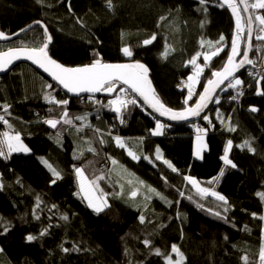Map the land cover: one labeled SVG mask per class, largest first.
<instances>
[{"label": "trees", "instance_id": "obj_1", "mask_svg": "<svg viewBox=\"0 0 264 264\" xmlns=\"http://www.w3.org/2000/svg\"><path fill=\"white\" fill-rule=\"evenodd\" d=\"M251 5L249 2L258 29L255 16H264V9ZM36 21L47 27L53 41L48 51L59 63L80 67L94 59L140 62L149 68L158 98L178 111L192 107L207 80L214 78L212 71L222 70L235 34L233 17L218 0H205L204 5L198 0H112L111 8L108 0H0V31L4 34L16 35ZM221 34L225 40L218 44ZM154 35L156 39L145 46L143 41ZM45 41L44 29L37 26L12 43L0 44V51L40 47ZM261 44L254 39L251 55L252 61L260 64L264 61V47L258 49ZM126 46L133 51L132 57L123 55ZM218 47L223 50L205 62L204 55ZM198 52L204 71L188 99V77L196 69L189 61ZM259 87L264 89V79ZM256 88L257 84L236 110L228 102L233 91L220 93L221 102L207 114L215 124L206 136L208 149L204 160L196 161L193 124H165L164 135L152 136L155 123L139 102L128 105L121 124L116 114L104 107L110 99L68 98L30 66H17L0 78V115L8 120L5 126L0 123V130L19 133L31 152L0 157V264H168L167 256L173 262L179 259L171 252L173 244L186 258L183 264H245L244 256L249 264H259L264 242V220L259 219L264 216V201L257 197L264 191V96L256 95ZM45 96L69 103L57 106L48 103ZM5 105L10 106L7 111ZM251 106L258 111H250ZM65 108L75 127L58 125L57 137L56 130L43 120L60 118ZM77 116L87 119L75 120ZM221 121H228V126L222 129ZM112 130L124 138L125 148L116 145L117 135ZM229 139L233 142L229 158L237 165L235 169L226 167L221 159ZM129 150L140 159L128 156ZM157 155L160 160L155 159ZM145 156L152 162L143 159ZM113 160L156 191L172 197L168 202L139 197L131 201L133 205L127 204L113 177ZM48 165L62 175L55 184L50 183L55 177ZM73 165L82 167L89 180L105 176L99 183L108 193L106 210L97 214L89 208ZM222 168L226 175L217 180ZM185 176L197 180L199 187L225 196L227 205L215 197H202ZM216 212L221 215L216 216ZM65 215L66 221L61 219ZM141 215L144 223L139 221ZM5 227L9 229L6 234L2 232ZM45 229L48 234L40 236ZM29 233L37 239L25 243ZM145 239L152 242L151 247L144 245ZM156 249L162 255H155Z\"/></svg>", "mask_w": 264, "mask_h": 264}, {"label": "snow or ice", "instance_id": "obj_2", "mask_svg": "<svg viewBox=\"0 0 264 264\" xmlns=\"http://www.w3.org/2000/svg\"><path fill=\"white\" fill-rule=\"evenodd\" d=\"M199 4L204 5L205 0H198ZM242 3L246 4V0H241ZM224 4H227L229 8L232 9L233 14L236 16V33L235 36L231 42V53L227 57L226 65L224 66L222 71H215L213 70L211 75L215 79H208L207 83L203 89V93L199 94V99L195 103L194 107H187L182 111H173L171 108L165 107L163 103L160 102L159 99L156 98L154 90L150 86V81L148 79V72L149 69L140 62L135 63H102L100 59H94L93 62L89 65L80 66V67H66L61 63H58L55 59H52L48 54L49 45L51 43V36L47 35V28L44 27V32L46 36V41L42 44L40 47H31V48H9L7 51H0V72H4L8 70L9 66L13 63L15 60H20L21 58L27 59L32 61L33 64L37 65L39 68H42L45 72L49 73L51 77L58 82L60 85L63 86L64 89H66L69 93H74L79 95L80 93H100L104 92L108 95H111L112 93L117 91V85H125L127 88L120 87L119 92L125 93L129 92L130 95L126 98L121 95H117L114 99L108 101L107 105H104V107H109L111 111H113L116 114V118L119 120L121 124L125 123V116L124 111L127 110V107L129 104L131 105H138V100L136 97H139L142 99L143 104L147 105L149 108L152 109V112L158 113L159 117H165L167 116L170 120L173 121H186L189 119V117H199L203 119L204 121H208L209 124H211V121L209 120L208 115L201 116V113L206 109L210 102L219 104L220 98L218 94H216V90L221 88V85L225 84V81H227V84L225 88L221 89L222 91H227L229 89L235 90L236 95H233L231 99L235 101L238 96L243 95V81L235 75V73L240 70L241 68H244L245 65H252L253 61L251 59H248V51L245 50L243 52V58L239 60V62L235 61V57L240 55V52L238 50V40L242 38L243 34V26L241 24V17L237 12V7L233 0H222L221 6ZM108 6L111 8L112 6V0H108ZM251 7L253 9H264V0H256V3L252 4ZM206 10V9H205ZM247 11V6L244 9ZM255 21L259 22L260 26H264V16L256 15ZM37 24H41L40 21H36ZM247 24L249 25L248 29V40L251 41L252 39V28L251 25L253 24V17L251 15L247 18ZM25 31V30H21ZM256 40L258 41H264V27H260L257 35ZM9 39L8 36H6L3 32H0V40H7ZM156 39L155 35L151 39H146L143 41V44L145 46L150 45L154 40ZM225 40V37L223 34L220 35L219 40L217 43H222ZM201 46H203V41H201ZM222 48H216L215 51L211 53L212 56H216L219 54L220 51H222ZM122 53L125 57H132L133 51L130 50L129 47H123ZM201 54L198 52L195 56L191 58L189 61L190 64L196 66L195 72L193 75H190L188 77L189 81H195L198 80L201 74L203 73L204 69L199 67L197 65V58ZM204 60L207 62L209 60L208 55H204ZM261 79H264V77H261ZM257 88H256V95L264 96V89H261L259 87L260 85V79L256 81ZM51 87V85H49ZM192 85H188V99H191L193 96L192 92ZM131 94H135V96H132ZM215 96V99H214ZM89 99H93L92 96H89ZM45 100L48 103H55L57 106H66L69 101L68 100H54L49 99L48 96H45ZM95 103H101L100 101H94ZM187 102V101H186ZM10 106L5 105L4 110L7 111V109ZM52 109H49V112H51ZM250 111L256 112L258 109L255 106L250 107ZM151 115V113H149ZM75 120L84 121L87 119L86 116H77L74 118ZM155 127L154 129L150 130V133L152 136H161L165 134L166 125L162 123L158 118H155ZM0 122H3L5 124L8 123V120L5 119L4 115H0ZM43 123L48 125L50 129L56 130L57 137L60 136V130L58 129V125H71L74 126V122L72 118H69V114L67 112V109L65 108L60 118H48L43 120ZM229 131H232L234 129L229 128ZM76 131H81L80 127H76ZM99 132V130H95ZM198 135H197V148H196V156L198 158H202V153L205 151L207 145L204 143L202 139V135L200 134H206L208 129L207 128H199L196 129ZM111 135V133H109ZM3 139L0 140V157L5 156L4 147L7 148V154L11 155L13 152H23L27 153L30 151V149L22 142L21 135L19 133H16L15 135H10L8 132L3 133ZM114 140L116 142V145L120 147L121 149L125 148V141L124 138L120 136H115ZM103 139L100 140V143L103 144ZM246 147H249L250 151H254L250 147V145L245 143ZM233 147L232 140L227 141V146L224 148V155L221 157L223 164L226 167H230L232 169H235L237 165L233 162L232 159L229 158V151ZM89 151H95V149H89ZM157 153L159 152V148L156 149ZM128 156H130L133 160H139L140 157L136 155V153L132 150H129L127 152ZM75 158V157H74ZM143 159L148 160L150 163L152 160L145 156ZM156 160H160L161 157L157 155L155 157ZM113 164H116L117 162L115 160L112 161ZM163 163L167 165L168 168H170L173 172H176L177 169L168 161L163 160ZM48 167L52 170L53 176L55 177L50 181L51 184H55L57 179H62L61 173L53 168L51 165H48ZM73 170L78 178V184L80 192L84 194L83 198L88 201V206L91 208L95 213L99 214L105 210L107 205V195L108 193H105L104 190L100 187V181L105 179L104 175H98L95 176L92 180H87V177L84 175V169L82 167H77L76 165H73ZM226 175V170L221 169L219 172V176L216 178L219 180V178L224 177ZM184 179L188 182H190L194 187H196L197 192L202 197H215L217 201L223 202V204L227 205L228 201L226 200V197L221 195L219 192L214 191L211 188L207 187H199L197 180H195L191 176H185ZM87 180V183L85 182ZM143 183V182H141ZM209 183H212V181H209ZM2 187V185H0ZM150 192H154L156 196H159L161 199H164L163 196L159 192H155L154 189H149ZM181 196L184 195L183 192L180 193ZM132 197L137 196L136 191L131 192ZM257 197L264 201V191L258 192ZM41 201L39 197L37 198L36 208H40ZM53 209L56 208L55 205L52 206ZM227 211V208L224 209ZM35 212V209H34ZM216 216H220V212L215 213ZM253 217L256 218L257 214L252 213ZM227 219L226 217H224ZM37 219L39 217L37 216ZM61 219L67 220L68 217L62 216ZM260 220H264V216H259ZM140 223L145 222V217L141 215L139 217ZM51 227V226H49ZM247 226H245L246 228ZM9 231L7 227L2 229V232L6 234ZM262 233H264V229H262ZM48 234V229L43 230L39 235L44 236ZM37 239V236L29 233L25 235V243H32ZM144 245L146 247H151L152 242L149 239H145L143 241ZM64 252H68V248H63ZM0 252H3V248H0ZM171 252L176 254L179 259H177L175 262H173V259L171 256H167V262L168 264H183V261L186 259L183 254L180 252V250L177 248L176 245L171 246ZM155 255L159 256L162 255L159 249L155 250ZM245 261V264H249L248 258H243ZM259 260L261 264H264V247L261 248L259 252Z\"/></svg>", "mask_w": 264, "mask_h": 264}, {"label": "water", "instance_id": "obj_3", "mask_svg": "<svg viewBox=\"0 0 264 264\" xmlns=\"http://www.w3.org/2000/svg\"><path fill=\"white\" fill-rule=\"evenodd\" d=\"M218 1H219L220 3H222V0H218ZM233 2L235 3V5H236V7H237V12H238V14H239L240 17H241V24H242V26H243V34H242L241 43L238 44V45H239V46H238V50H239V52H240V55H238L237 57H235V61H236V62H239V60L243 58V52H244L245 50L248 51V59H251V55H252V47H253V40H254V35H255V28H254V20H253V24L251 25V28H252V39H251V41H249V40H248V29H249V25L247 24V18H248L249 15H251V12H250V10H249V8H248L247 2H246V4H245V3H242L241 0H233ZM224 6L228 9V11L230 12V14H231L232 17H233V20H234V26H235V33H236V16L233 14L232 9L229 8L227 4H224ZM246 6H247V11L244 10ZM251 16H252V15H251ZM36 26H42L43 29H44V27H46L42 22H41V24H37V23L35 22V23L31 24L30 26H28L27 28H25V29H24L25 31H21V32H19V33L16 34V35L11 36V35H7V34H5L6 36L9 37V39H7V40H0V43H9V42H12V41L18 39L19 36L21 35V33H23V32L26 33V32L30 31L31 29H33V28L36 27ZM46 28H47V27H46ZM0 32H1V31H0ZM245 33H246L247 37H246V43H245V45H244V34H245ZM47 35H50L48 29H47ZM50 36H51V35H50ZM234 36H235V35H234ZM52 43H53V41L51 40V43H50L49 47L52 45ZM47 51H48V50H47ZM48 54H49V53H48ZM49 56L51 57L50 54H49ZM51 58L54 59L53 57H51ZM57 62H58V61H57ZM226 62H227V61H226ZM226 62H225V64H224V66L226 65ZM58 63H59V62H58ZM102 63H103V62H102ZM22 64H26V65L32 67L35 71H37L39 74H41L42 76H44L48 81H50L51 83H53V84H55L56 86H58V87L63 91V93L66 94L67 97H68V98H71V99H80V98L89 97V96H92L93 98H107V99H114V98L116 97L117 93L119 92V88H120V87H125V88H127V86H125V85H120V84H118V85H117V91L114 92V93H112L111 95H108L107 93H104V92L94 93V94L80 93L79 95L74 94V93H69L66 89L63 88L62 85H60L58 82H56V81L51 77V75H50L49 73L45 72L42 68H39L37 65L33 64L32 61L27 60V59H24V58H21L20 60H15V61H13V63L9 66L8 70H6V71H4V72H0V78H2V77H4V76L8 75V74L11 73V72H12L17 66L22 65ZM145 66H146V65H145ZM224 66H223V68H224ZM146 67H147V66H146ZM147 68H148V67H147ZM223 68H222V70H223ZM248 68H254V66H253V65H245V67H244V68H241L240 70H238V71L235 73V75H236V76H239L240 74H242V73H243L246 69H248ZM148 69H149V68H148ZM222 70H221V71H222ZM148 79H149V81H150V86H151V88L154 90V93H155L156 98L159 99L158 96H157L156 88H155L154 83H153V81H152V79H151V72H150V70H149V72H148ZM213 79H215V78H213ZM226 84H227V81H225V84H224V85H221V88H220V89H217V90H216V94H218V96H219L220 92L222 91L221 89L225 88ZM201 93H203V91H202ZM134 95H135V94H134ZM136 98L138 99V101H139L141 104H143V101H142L141 98H139V97H136ZM198 99H199V98H198ZM214 99H215V96H214ZM159 100H160V99H159ZM197 101H198V100H197ZM160 102L163 103L161 100H160ZM163 104H164V103H163ZM213 104H214L213 102H210L209 105H208V107H207L206 109H204V111L201 113V116L207 114V113L209 112V110L212 108ZM143 105L147 108V110H148L152 115L156 116V117L159 118L161 121H163V122H165V123H167V124H169V125H173V126H175V125H188V124H192V123H194L195 121H198V120L201 119V118H199V117H189V119L186 120V121H173V120H170L167 116H165V117H159L158 113H154V112H152V109H151V108H149V107H148L147 105H145V104H143ZM164 105H165V107L171 108V107L167 106L166 104H164ZM194 106H195V105H194ZM194 106H193V107H194ZM171 109H172V108H171ZM172 110H173V111H178V110H174V109H172ZM181 111H182V110H181Z\"/></svg>", "mask_w": 264, "mask_h": 264}, {"label": "rangeland", "instance_id": "obj_4", "mask_svg": "<svg viewBox=\"0 0 264 264\" xmlns=\"http://www.w3.org/2000/svg\"><path fill=\"white\" fill-rule=\"evenodd\" d=\"M256 2V1H255ZM253 2V3H255ZM257 23H259L257 21ZM242 39V38H241ZM241 39L238 40V44L241 43ZM239 46V45H238ZM264 47V43L259 45L258 46V49H261ZM209 56V60L207 61V63H209L214 57L216 56H212L211 53L210 54H206ZM263 59H264V56H263ZM258 64V62H256ZM197 65L201 68H203V64L202 63H199V61L197 60ZM195 72V71H194ZM194 74V73H193ZM192 74V75H193ZM202 75V74H201ZM201 77V76H200ZM200 77L198 80H195V81H189L188 80V83H187V88H188V85L191 84L192 85V92L194 93L197 89V87L199 86L200 84ZM44 85V84H43ZM120 93V92H119ZM119 95V94H118ZM121 95V94H120ZM5 131L4 130H0V135H2L3 137V133ZM4 138V137H3ZM22 139V138H21ZM202 139L204 141V143L207 145V140H206V136L205 135H202ZM1 140V138H0ZM22 142L24 143L23 139H22ZM25 144V143H24ZM197 139L195 141V147H194V159H196V161H203L204 160V155H205V152L206 150L208 149V147H206L205 151L202 153V158H198L196 156V148H197ZM26 145V144H25ZM27 146V145H26ZM28 147V146H27ZM29 148V147H28ZM31 151L27 152V153H23V152H13V154H29ZM230 152V151H229ZM5 158H8L9 159V155H6L4 156ZM85 175V173H84ZM85 177H87L85 175ZM113 177L116 179V181L118 182V184L120 185L121 187V190H122V195L124 198L132 201L133 199H137L140 197L141 200H153L154 198H158L159 200L163 201V202H168L167 199H170V197H172L171 195H169L168 197H166L165 195H163L162 193L161 196L164 197V199H161L159 196H156L154 192H150L149 189H153L151 186H149L148 184H146L145 182H143L142 180L134 177L130 172H128L126 169H124V167H122L121 165L119 164H116L115 168H114V172H113ZM87 180H89L87 178ZM87 180L85 181L87 183ZM143 182V183H141ZM199 186V184H198ZM196 188V187H195ZM155 190V189H154ZM132 191H136L137 192V196L136 197H132L131 196V192ZM155 192H158L155 190ZM82 195L84 196V194L82 193ZM86 200V199H85ZM87 204H88V201L86 200ZM134 202V201H132ZM136 203H140L139 200H137ZM146 203V202H145ZM107 207L105 208V210L109 207V202H108V199H107ZM264 239V237H263ZM263 247H264V242H263ZM261 264V262L259 263Z\"/></svg>", "mask_w": 264, "mask_h": 264}, {"label": "bare ground", "instance_id": "obj_5", "mask_svg": "<svg viewBox=\"0 0 264 264\" xmlns=\"http://www.w3.org/2000/svg\"><path fill=\"white\" fill-rule=\"evenodd\" d=\"M256 0H246V2H247V5H248V8H249V2H251L252 4H254L253 2H255ZM256 3V2H255ZM222 4V3H221ZM249 10H250V8H249ZM251 12V11H250ZM231 15V14H230ZM252 15V14H251ZM231 17H232V15H231ZM254 20V19H253ZM37 27V26H36ZM39 27H41L42 29H43V27L42 26H39ZM260 27H264V26H260ZM260 27H258V29H256V27H255V23H254V28H255V35H254V39H255V37H256V35H257V32H258V30H259V28ZM35 28V27H34ZM235 35V34H234ZM21 36V35H20ZM19 36V37H20ZM246 37H247V35H246V33L244 34V45H245V43H246ZM19 39V38H18ZM18 39H16V40H18ZM16 40H14V41H16ZM14 41H12V42H14ZM12 42H9V43H12ZM253 42H254V40H253ZM261 42H263L264 43V41H261ZM9 43H0V44H9ZM252 50H253V47H252ZM48 53H49V51H48ZM252 60V59H251ZM256 62H258V61H255V62H253L254 64H252L253 66H254V68H248V69H246L242 74H240L238 77L241 79L242 78V76L244 75V74H246V77L245 78H243V79H241L244 83H243V85H242V88H243V95L242 96H238L237 97V99L235 100V101H233L231 98L229 99V101L228 102H230L229 103V105L230 104H232L233 105V107H234V110H236L238 107H240L241 106V104L243 103V101H244V99L247 97V95H248V93H249V91L250 90H252V88L254 87V85H256V81L258 80V79H261V77H262V73H263V68H264V61L260 64V63H258V65L256 66L255 64H257ZM65 66V65H64ZM32 68V67H31ZM125 88V87H124ZM204 89V88H203ZM203 91V90H202ZM233 92V94H232V96L233 95H236V92H235V90H232ZM222 92V91H221ZM220 92V93H221ZM127 93H129V92H125L124 94H123V97H126V94ZM119 94V92L117 93V95ZM130 94V93H129ZM66 95V94H65ZM116 95V96H117ZM132 96H135L134 94H131ZM220 95V94H219ZM231 96V97H232ZM84 98H89V97H84ZM199 98V97H198ZM100 99H107V98H100ZM110 100H112V99H110ZM138 100V99H137ZM198 100V99H197ZM139 102V101H138ZM139 104H141L140 102H139ZM216 103H214L213 104V106L215 105ZM143 107H144V109H146V111L148 112V113H150L148 110H147V108L143 105V104H141ZM195 105V104H194ZM193 105V106H194ZM192 106V107H193ZM212 106V107H213ZM211 110V109H210ZM209 110V111H210ZM209 113V112H208ZM207 113V114H208ZM206 114V115H207ZM150 115V114H149ZM151 116V119H152V122H154L155 123V119H154V117L155 118H157L156 116H154V115H150ZM159 119V118H158ZM160 120V119H159ZM209 120L211 121V124H209V122L208 121H204L203 119H200V120H198V121H195L194 123H192L193 124V129L195 130V132L193 133V135H192V137H193V139H194V141H196V139H197V135H198V133H197V131H196V129H197V127H199V128H207L208 129V131H207V133L206 134H200V135H205V136H208L209 135V132H210V129H213V128H215V124H214V122L212 121V119L211 118H209ZM161 121V120H160ZM162 123H164V124H166V125H169V124H167V123H165V122H163V121H161ZM3 126H5L4 124L5 123H3V122H0ZM188 125H191V124H188ZM220 125L222 126V129H224V128H226L227 126H228V121H226V122H222L221 121V123H220ZM171 126H173V125H171ZM176 126V125H175ZM5 132H8L10 135H14V134H12V133H10L9 132V130L7 129V128H5V129H3ZM113 134H115V135H117L118 136V133H116L115 131H111ZM126 201V203L127 204H130V205H133L134 203H132L130 200H128V199H125ZM244 257H246V256H244Z\"/></svg>", "mask_w": 264, "mask_h": 264}, {"label": "crops", "instance_id": "obj_6", "mask_svg": "<svg viewBox=\"0 0 264 264\" xmlns=\"http://www.w3.org/2000/svg\"><path fill=\"white\" fill-rule=\"evenodd\" d=\"M161 136H162V135H161ZM0 138H1V140L3 139L2 135H0ZM4 151H5V154L8 155V154H7V148H6V146L4 147ZM11 155H13V153H12ZM11 155H9V156H11ZM3 158H4V159H8V158H5L4 156H3Z\"/></svg>", "mask_w": 264, "mask_h": 264}, {"label": "built area", "instance_id": "obj_7", "mask_svg": "<svg viewBox=\"0 0 264 264\" xmlns=\"http://www.w3.org/2000/svg\"><path fill=\"white\" fill-rule=\"evenodd\" d=\"M129 95H130V94H129V93H127V94H126V98H127Z\"/></svg>", "mask_w": 264, "mask_h": 264}]
</instances>
